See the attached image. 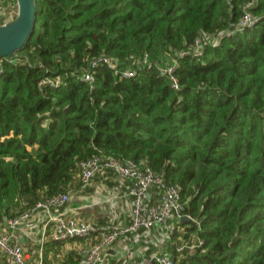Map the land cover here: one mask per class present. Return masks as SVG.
I'll return each instance as SVG.
<instances>
[{
  "label": "trees",
  "instance_id": "16d2710c",
  "mask_svg": "<svg viewBox=\"0 0 264 264\" xmlns=\"http://www.w3.org/2000/svg\"><path fill=\"white\" fill-rule=\"evenodd\" d=\"M35 2L32 36L0 57V224L77 192L80 163L113 155L163 173L199 222L176 224L175 264H264V0ZM247 13L256 23L240 28ZM100 54L121 70L145 54L177 62L180 88L156 66L92 68Z\"/></svg>",
  "mask_w": 264,
  "mask_h": 264
},
{
  "label": "built area",
  "instance_id": "2783aa9c",
  "mask_svg": "<svg viewBox=\"0 0 264 264\" xmlns=\"http://www.w3.org/2000/svg\"><path fill=\"white\" fill-rule=\"evenodd\" d=\"M249 4H252L250 2ZM18 6L0 0V25L6 24L16 18ZM256 23L251 14H245L240 20V28L250 27ZM216 35L207 34L201 36L194 45V50L180 52L186 55L191 52L198 53L202 47ZM179 53V54H180ZM13 57H11L12 59ZM100 63L107 64L115 71V74L122 77L136 75L137 68L147 64L149 67L156 66L161 75L171 79L175 89L180 88V82L175 76L177 62L160 64L158 61H151L148 54L137 62L136 69L127 68L121 70L116 57L108 54H100L90 62L92 68ZM83 79L92 81L94 79L91 69L83 74ZM60 78H46L42 84L50 83L56 85ZM81 189H90L95 185V178L98 174L113 172L125 182H129V195L132 198L131 221L129 226H118L113 223L94 224L89 221L77 220L70 217L66 212L67 204L75 194L74 189L48 196L37 203L33 208L10 219L5 226L0 224V263L2 264H32L24 255V249L20 242L17 229L21 224L28 228L36 227L37 223L47 215L46 224L52 226L50 237L54 241H67L78 238H90L97 236V241L84 252L81 259L75 264H104L107 255L106 249L127 233H147L157 231L158 242L166 245L175 232L176 224L183 223V217L199 225V222L192 215L184 213V203L181 199V192L177 185L166 181L163 173L156 172L145 163H138L133 160H123L113 155H95L80 163ZM181 230V228H180ZM199 245L202 243L199 239ZM185 244L178 247L182 251ZM194 245L190 246L193 248ZM114 264H175L174 259L168 251L155 250L140 257L138 261L125 260Z\"/></svg>",
  "mask_w": 264,
  "mask_h": 264
},
{
  "label": "crops",
  "instance_id": "0c3cea01",
  "mask_svg": "<svg viewBox=\"0 0 264 264\" xmlns=\"http://www.w3.org/2000/svg\"><path fill=\"white\" fill-rule=\"evenodd\" d=\"M128 186L129 182L121 180L113 172L98 174L94 187L86 190L79 188L71 197L66 212L70 217L94 224L113 223L123 227L129 226L132 198ZM41 217L43 218L36 227L30 229L25 224H21L17 229L24 255L32 264H44V260L47 264H62L69 254L83 256L86 249L97 241V236L79 240V244H77L78 239L54 241L50 237L52 226L45 223L47 215L43 213ZM157 240V231L127 233L106 249L107 259L104 264H114L129 259L138 261L141 256L152 251H167L168 248L166 249V246Z\"/></svg>",
  "mask_w": 264,
  "mask_h": 264
},
{
  "label": "water",
  "instance_id": "95a60500",
  "mask_svg": "<svg viewBox=\"0 0 264 264\" xmlns=\"http://www.w3.org/2000/svg\"><path fill=\"white\" fill-rule=\"evenodd\" d=\"M18 14L16 18L0 25V57L11 58L24 48L32 36L36 24L35 0H16ZM189 222L183 217V223Z\"/></svg>",
  "mask_w": 264,
  "mask_h": 264
},
{
  "label": "rangeland",
  "instance_id": "374dc122",
  "mask_svg": "<svg viewBox=\"0 0 264 264\" xmlns=\"http://www.w3.org/2000/svg\"><path fill=\"white\" fill-rule=\"evenodd\" d=\"M5 2H7V3H10V4H12V5H15L16 6V3H15V1L14 0H6ZM130 215H131V213H130ZM179 237L181 236V237H183L182 235H178ZM85 242V241H84ZM80 242H79V240H78V243L77 244H79ZM161 247H163V245H161ZM77 256H78V254H77ZM26 258V257H25ZM81 259V257L79 258V260Z\"/></svg>",
  "mask_w": 264,
  "mask_h": 264
}]
</instances>
